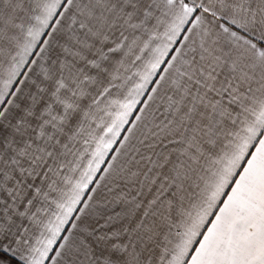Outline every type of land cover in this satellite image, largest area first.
Instances as JSON below:
<instances>
[{"label": "snow or ice", "instance_id": "snow-or-ice-1", "mask_svg": "<svg viewBox=\"0 0 264 264\" xmlns=\"http://www.w3.org/2000/svg\"><path fill=\"white\" fill-rule=\"evenodd\" d=\"M0 264H264V0H0Z\"/></svg>", "mask_w": 264, "mask_h": 264}]
</instances>
